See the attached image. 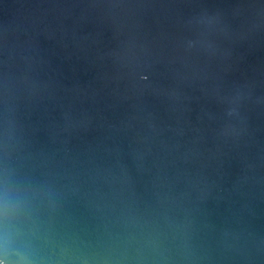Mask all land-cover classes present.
I'll return each instance as SVG.
<instances>
[{"label":"water","instance_id":"1","mask_svg":"<svg viewBox=\"0 0 264 264\" xmlns=\"http://www.w3.org/2000/svg\"><path fill=\"white\" fill-rule=\"evenodd\" d=\"M0 264H264V0H0Z\"/></svg>","mask_w":264,"mask_h":264}]
</instances>
